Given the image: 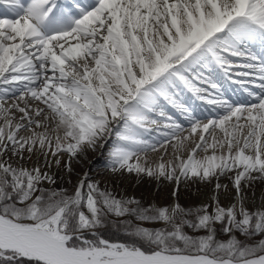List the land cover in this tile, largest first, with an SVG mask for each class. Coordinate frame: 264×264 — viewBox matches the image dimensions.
<instances>
[{"label":"snow or ice","instance_id":"6c2138e0","mask_svg":"<svg viewBox=\"0 0 264 264\" xmlns=\"http://www.w3.org/2000/svg\"><path fill=\"white\" fill-rule=\"evenodd\" d=\"M0 6V264H264V238L237 235L264 237V192L259 205L248 195L264 183V0ZM192 98L214 115L201 119ZM109 141L113 173L165 180L177 191L182 182L213 184L212 203L145 207L87 173L71 191L52 187V164L63 161L70 175L73 161ZM161 149L150 163L148 153ZM33 156L32 167L19 163ZM221 177L235 193L228 206ZM109 224L127 239L105 238Z\"/></svg>","mask_w":264,"mask_h":264},{"label":"bare ground","instance_id":"6f19581e","mask_svg":"<svg viewBox=\"0 0 264 264\" xmlns=\"http://www.w3.org/2000/svg\"><path fill=\"white\" fill-rule=\"evenodd\" d=\"M248 87H251V85H248ZM230 89L235 90L238 95L246 97L245 94L239 91V87L234 86ZM229 95H231V93ZM12 102V100L8 101L9 104H11ZM195 106L197 107V114L203 120H206V118L214 115L212 109H208L209 106L208 108L203 105ZM168 111L174 120L184 124L185 127H187L188 122L183 116L181 117L173 113L170 108ZM14 115L18 116V112L14 111ZM0 123H2V121H0ZM185 134H187V132H185L184 135ZM110 148L111 141H109L103 148L97 147L95 151L88 150L86 155L81 160L73 161L72 173H79V177L77 179H74L72 177V173L70 175L66 174L65 169L63 168V161L62 166L59 169L55 166V164H52L51 168L48 170L51 173L55 174L57 182L66 183L68 185H75L77 180L83 176V174L80 172H82L84 169H90L91 173L94 172V174L90 176L92 178L95 177V180H97V183H99L102 189H106L112 192L118 198H135L141 202L142 206H146L147 202L152 199H160L158 200L159 206H169L171 201L175 200V202H178L181 206L186 208H195L212 203V198L214 195L213 184H192L190 182H182L177 191L176 185L174 183H169L165 180H157L155 178H148L147 176H137L136 174L129 173H113L110 170L108 164V151L110 150ZM162 151L163 149H161L159 153ZM168 152L169 154L171 153L170 146L168 148ZM152 153L153 152H150L149 155H151ZM12 162L17 163L15 157H13ZM19 163L23 164L26 167H32L33 165L37 164V158L33 156L31 160L25 159L24 161H19ZM98 165L105 167V169H98ZM41 167H43L42 161ZM220 183L228 185V192L225 193L222 190L219 196L221 203L224 206H228L230 203L234 202V189H232L231 182L226 177H221ZM174 191H176L175 196L173 195ZM253 192L255 193V202L257 205H259L261 202V194L262 192H264V183H261L259 181L256 182L253 185L252 189L248 190L249 197H252Z\"/></svg>","mask_w":264,"mask_h":264},{"label":"rangeland","instance_id":"374dc122","mask_svg":"<svg viewBox=\"0 0 264 264\" xmlns=\"http://www.w3.org/2000/svg\"><path fill=\"white\" fill-rule=\"evenodd\" d=\"M21 106H23V105H21ZM176 110V109H175ZM176 112H177V114L178 115H181L180 114V112L178 111V110H176ZM19 116H20V114L18 113V116H16L17 117V119L19 118ZM205 122H206V120H205ZM25 135H26V133H24ZM185 135H187V134H185ZM150 153H148V156H147V158H148V160H149V162L150 163H158L159 162V160H160V157L164 154V150L162 151V152H160L159 153V151L158 152H154V153H152L151 155H149ZM171 155V153L169 154V155H167L168 157ZM200 155H202V153L200 154ZM167 156H165L164 157V159L165 160H168V159H172V155L168 158ZM98 169H105V167H103V166H99L98 165ZM97 169V170H98ZM80 173H82V174H84V173H87L88 174V176L90 177V179H93L92 181L93 182H97V180H95V177L94 178H92L90 175H93L94 174V172H90V169L88 170V169H84L82 172H80ZM134 174V173H133ZM72 177L74 178V179H77L78 177H79V173H76V174H74V173H72ZM149 178V177H148ZM73 186L74 185H68V184H66V183H60V182H57L54 186H52V187H56V188H66V189H68L69 191H71L72 190V188H73ZM45 187H49L48 185H45ZM158 200H160V199H157V200H150L149 202H147V207L148 206H157V207H160L159 206V204H158ZM174 203H176L175 202V200H172L171 201V203L169 204V206H171V205H173ZM145 206V207H146ZM111 219L113 220V221H117V220H119L120 218H116V217H111ZM134 223H138V222H136V221H134ZM143 226L144 227H148V228H162V227H164V225L163 224H158V223H156V224H154V223H145V224H143ZM217 231H219V239L220 240H227L228 239V237L226 236V235H224L223 234V232L220 230V226L219 225H217ZM201 235H203V232H201ZM238 235V237H239V239L241 238V237H243V236H239V234H237ZM261 238H264V237H260V236H255V237H252V238H250V239H255V241H258L259 239H261ZM242 240H245V239H242Z\"/></svg>","mask_w":264,"mask_h":264},{"label":"trees","instance_id":"16d2710c","mask_svg":"<svg viewBox=\"0 0 264 264\" xmlns=\"http://www.w3.org/2000/svg\"><path fill=\"white\" fill-rule=\"evenodd\" d=\"M100 231L105 238L113 242H122L127 239L123 231L118 227H114L112 224H109L107 227L101 229ZM186 231L188 232V234L201 235V233H194L191 229H186ZM217 238L219 239V231H217Z\"/></svg>","mask_w":264,"mask_h":264}]
</instances>
